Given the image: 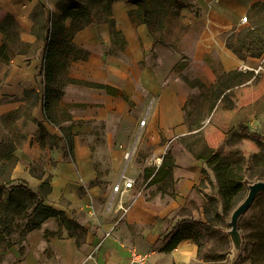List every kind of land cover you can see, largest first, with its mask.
Segmentation results:
<instances>
[{
  "label": "crops",
  "instance_id": "obj_1",
  "mask_svg": "<svg viewBox=\"0 0 264 264\" xmlns=\"http://www.w3.org/2000/svg\"><path fill=\"white\" fill-rule=\"evenodd\" d=\"M26 1L29 3V7L25 18L14 16L10 12L9 6L3 3V0H0V10L4 9L11 13L20 27L26 28L25 23L29 14L38 2L44 3L52 10V5L59 0ZM257 1L260 0H195L198 14L188 8L180 10L179 16L186 25L198 24L199 26L191 54L194 61L201 64L202 71L199 80L202 83L207 87L211 86L217 76L225 71L237 69L251 73L249 79L235 85L232 89L226 90L225 92L229 93L227 97H223V95L219 97L213 109L206 115V120L199 127V129L204 130L203 139H206L207 146L213 147L215 151L223 147V143L225 144L233 133H237L236 129L239 124H244L249 130L262 135V141H264V61L262 69L255 73L254 68L258 65L260 57L246 56L242 59L226 46L229 42L249 41L252 29L264 28V19L248 21V16L252 12L251 6ZM111 8L116 30L120 32L121 47L116 46V43L113 42V37H111L106 23H90L77 31L73 37V43L77 47L87 49L89 57L85 60L71 62L69 77L109 85L123 90L127 95L132 93L133 85L137 81L148 96L160 101L166 88L157 86L159 83L157 74H161L159 70L165 61L157 67V71H159L157 74L149 71L146 67L139 69L135 65L147 57L145 54H151L156 48L147 26L133 24L130 21L127 12L135 8L132 3L115 0L112 2ZM16 13L20 15V12L16 11ZM243 16H246V21L242 20ZM68 24L69 19H67ZM25 39L33 41L35 37L28 34ZM109 49H115V51L109 52ZM104 54L109 55L105 56ZM115 54H126L130 63H125ZM210 57L215 60V66H210L207 63V60L210 61ZM11 61H14L13 57L7 60V62ZM120 75L125 76V78H120ZM18 87L19 90L17 91H3V81L0 80V125H3V106L7 107L4 108V111H7L10 116L15 115L17 108V106H12L13 101L3 104V93L15 95L14 101L23 103L21 96L18 95L23 93L24 87L21 84ZM184 96L185 94L179 91L178 96L174 95L175 103L183 104ZM243 102L246 103L243 104ZM158 107L159 105L154 106L153 110L150 111L152 119L157 120L159 118ZM41 111L38 106H35L31 115L37 120H41L49 133H57L50 124L44 121ZM177 113L180 114V118L174 122V131L173 129L170 130L168 135L163 131L162 136L168 138L173 132L183 135L190 131L187 125L183 123L181 110H177ZM12 118L10 121H13ZM16 121L18 119L14 122L16 123ZM166 121L172 125L171 119H166ZM17 128L22 129V131L17 130L12 137L14 154L19 159L12 170V177L24 179L30 186L37 189L40 180L29 173V163L38 162L43 166L45 172L52 176V189L46 197V204L63 211L67 217L76 220L85 228L86 232L79 246L63 228H61L60 237L48 236L46 238L45 232L56 233L59 230L57 220L54 217H49L39 229L27 234V247L22 255H19L14 245L3 249V264H126L132 249L144 253L147 264H214L216 262V260L200 258L197 245L189 238L181 239L171 245L169 249H164L171 236L173 226L178 220L186 217L184 214L176 213L177 210L187 204L193 189L198 187L203 176V161L196 159L183 143L170 141L159 152L156 164V166L160 164L161 157L168 149L175 161L172 168L175 196L173 198L168 196L163 203L156 206L152 198L147 199L145 194L136 192L121 216L107 209L112 193L101 192L97 184L86 187L81 195L76 192L79 186H84L95 177L91 158L87 154L88 149L83 150L82 146L75 142L76 162L74 165L65 162L62 158L61 150L56 142L60 137L59 134L52 139L44 140L39 127L31 122L23 128L18 124ZM157 196L161 197V195ZM104 198V207L97 208V201ZM80 211H86L84 220L77 217ZM194 213V218H203L202 207L197 211L195 210ZM118 217L120 219L112 234L102 239L104 232L110 228L114 218ZM118 224L139 226L141 229L136 236L129 233L124 236L119 230L120 228L117 229ZM100 240L102 241L94 253L95 261H85L87 253ZM243 264L252 263L248 260Z\"/></svg>",
  "mask_w": 264,
  "mask_h": 264
},
{
  "label": "rangeland",
  "instance_id": "obj_2",
  "mask_svg": "<svg viewBox=\"0 0 264 264\" xmlns=\"http://www.w3.org/2000/svg\"><path fill=\"white\" fill-rule=\"evenodd\" d=\"M83 2L84 0H73V3L76 4H81ZM3 3L9 6L10 12H12L14 16H18V18L20 16L22 18L26 17L29 7V3L26 0H3ZM193 10L194 9L191 11ZM2 11L5 10H0V21L4 20ZM16 11L20 12V15L17 14ZM52 11L54 17L59 14L56 4L52 5ZM45 16V9L37 7L33 14L34 22L28 18L25 23L26 28L20 27L19 32L20 39L25 43H30L31 47L26 48L25 46L10 45L8 54L10 57H13L14 61L7 62L4 58L0 61V80L3 81V91H17L19 90V84L24 87V90H40L42 76L39 70V61L43 53L41 35L43 34L42 24ZM257 20V16L254 12H251V15L248 16V21ZM93 22L101 21L94 20ZM12 26L13 25L10 24L6 29V33L10 34L9 38H13L14 36L15 31ZM31 28L33 32L39 35V38L33 35L35 39L33 41H27L25 38L28 34H31ZM198 30V24L186 25L180 16L177 18L165 19L162 26L154 32L156 37L164 42V45L154 43L156 47L155 50H153L151 54H145L147 57L135 64L139 69L146 67L149 71L156 72V74L159 71L161 72L162 75L157 74L159 77L157 86H163L166 89L160 101L157 100V98L148 96L138 85L137 81L133 85L132 93L127 95L131 102L128 103L120 97L107 94L105 90L101 88L90 87L78 82L92 81L69 77V67L73 61L70 62L67 69H58L54 85L59 88L61 95L58 99H55L52 94V114L55 120L61 122L64 126L69 124V122L66 121V116L69 115L72 117L74 120L72 126V131L74 133L73 144L77 142L78 145L80 144V146H82L83 150L88 149L87 154H89L92 166L95 170V177L84 186L81 185L76 189L78 195L84 193L86 187L91 185V181L99 186L101 192H106V194L112 193L113 185L124 171L127 176L133 178L134 184L130 190L124 193L119 192L114 196L112 208L116 207L121 202H123L124 205H128L136 192L145 194L147 199L152 198L156 206H159L165 201L168 195H170L172 185L167 179H164L158 184L147 185V180L142 176V169L145 166H156L160 154L159 152L162 148L167 146L170 141H180L197 152L205 151L202 140L204 136L203 129L198 128L194 131L192 130L193 132L187 131V133L183 135H178L176 132H173L168 138L162 136L163 131L166 132L167 135L170 133V130L173 129L174 131V122H177L180 118V114L177 113L179 109L181 110L183 123L187 125L188 128H194L197 123L202 125L206 120L209 100L204 97L206 89L197 85L202 67L201 64L194 61L191 54ZM0 36L2 42L5 36L3 34ZM111 37H113V42L116 43L115 45L121 47V38L117 35ZM20 49H27V53L19 54L18 50ZM112 51H115V49H109V52ZM104 55L106 56L109 54ZM115 55L125 63H130L126 54ZM210 58V61L207 60V63L210 66H215V60L212 57ZM78 61H80V59ZM164 61L165 64L157 71V67L161 66V63ZM121 77H123V75H120V78ZM123 78H125V76ZM179 91L185 94V101L183 104H178L174 101V95L178 96ZM18 96H21L23 103L14 101L13 98L15 95L11 96L3 93V104L8 101H13L12 106H17L14 116H10L7 111H4V108H7L6 106L2 108L3 125H0V145H3V149H6V145L9 141L13 143L12 137L16 134L17 130L22 131V129L17 128L18 124L23 128V126L29 122L35 124L33 120L42 122L31 115L35 106H38L41 111V104L36 103V105L30 106L29 103L33 100L31 96L25 99L24 93L22 92L19 93ZM157 102L159 103L157 104ZM158 105L160 111L159 118L157 120L152 119L150 111L153 110L154 106L156 107ZM225 105H227V102H225ZM11 118L13 121H10ZM143 118L146 119V122L142 126L140 125V121ZM17 119L18 121L15 123L14 121ZM166 119H171L172 125L169 124ZM50 126H52L57 133H49L45 125L44 128L46 133L39 128L44 140L52 139L54 136H57V134L61 136L57 127L51 124ZM167 129L169 130L167 131ZM56 142L60 149L59 139ZM126 150H132L128 162L124 160L123 156ZM230 150H235L237 155H242L243 157L240 162L243 180L247 182L258 179L264 180V141L258 142L249 138L247 135L233 133L225 144L223 143V147L218 149L217 153L223 158ZM72 157L74 158L73 160ZM72 157L68 155L67 158L63 160L75 165V155L73 154ZM30 166L34 171L43 170L44 176H51V174L46 173L43 166L36 161L29 163V169ZM203 167L205 168V172L202 174L203 185L199 183L198 187L193 189L191 197L188 199L187 204H185V209L178 211L181 215L190 212L192 217H194V211L199 210L201 206L205 205L208 202L209 196L213 194L216 189L213 173L204 163H202V168ZM138 172H141V174H138ZM32 184H34L33 181ZM158 185L163 188L162 195L156 189ZM157 195H161V197ZM104 201L105 198L98 200L96 207L99 209L104 207ZM121 211L122 210L116 213V215H120L122 213ZM231 211L232 209L226 211L224 219L215 222L214 228H216L217 231L207 240V246L214 248L217 254L218 259H216L214 264L229 263L231 243L229 237L224 233V230L227 228L226 220L229 218ZM77 217L84 220L86 211H80ZM117 229H119L124 236H127L128 233L132 236H136L141 227L118 224ZM239 229L243 237V244L240 259L236 264H243L248 260L251 261L252 264H264V195L257 197L248 211L243 215L239 222ZM76 232H78V230H76ZM26 238L23 240L19 238L17 232L12 233L14 247L17 248V250L20 246L24 247L22 253L18 251L19 255H22L24 251H26ZM3 249H6V245L4 241H1L0 264H3Z\"/></svg>",
  "mask_w": 264,
  "mask_h": 264
},
{
  "label": "trees",
  "instance_id": "obj_3",
  "mask_svg": "<svg viewBox=\"0 0 264 264\" xmlns=\"http://www.w3.org/2000/svg\"><path fill=\"white\" fill-rule=\"evenodd\" d=\"M115 0H84L81 4L73 3V0H59L56 8L59 14L54 17L53 11L44 3L38 2L35 9L29 14V19L34 22L33 14L37 7H42L46 11L43 20V34L41 35L43 43V53L39 61V70L41 72L40 90L25 89L24 97H32L30 106L40 103L44 121L57 127L61 133L59 137L60 150L63 159L68 155L74 154L72 126L74 120L71 116H66L68 125L64 126L61 122L55 120L52 114V94L55 99L61 95V91L54 84L58 69H67L71 61L85 60L88 57V50L77 47L73 43L75 33L94 20L105 22L109 26L111 36H119L120 32L116 30L115 20L112 16V2ZM135 5V8L128 10L127 14L133 24H144L147 26L149 34L155 43L164 45V42L156 37L154 32L162 26L165 19L177 18L182 8L194 9L193 12L198 14V7L195 0H124ZM251 11L257 16L258 20L264 19V0L252 4ZM4 20L0 21V32L5 36L0 42V59L9 60L8 54L10 45L31 47L30 43H25L19 37L20 26L7 11H2ZM67 19L69 24L67 25ZM12 24L14 28L13 38L6 33L7 26ZM157 25V26H156ZM155 26V27H154ZM36 38L39 35L30 30ZM237 57L245 58L246 56L259 58L264 52V28H254L251 31L249 41H236L226 44ZM19 54H26L27 49L18 50ZM251 73L241 70H230L219 74L215 82L206 87L200 80L197 85L206 89L204 97L209 100L208 113L213 109L215 103L223 95L227 97L228 89L249 79ZM90 87H97L105 90L109 95L120 97L124 101L131 103L127 94L117 88L109 85L98 84L93 82L78 81ZM28 101V100H27ZM248 101V100H247ZM246 102H243V104ZM207 113V114H208ZM35 124L44 132L43 122L33 120ZM197 123L190 131L198 129ZM236 134L247 135L249 138L261 142L263 136L257 132L249 130L244 124H239ZM205 147L204 152H197L185 144V147L193 154L196 159L202 160L206 167L213 173L216 182L215 192L209 196L208 202L201 206L203 218H194L188 212L173 226L171 236L166 242L164 249L167 250L171 245L181 239L189 238L194 241L198 247V255L205 260H216L217 254L214 248L207 246V240L217 231L215 222L224 219V214L228 210H233L236 204L241 201L245 193V186L248 183L243 180L241 164L243 157L237 155L235 150L227 152L226 156L221 158L213 147L207 146L206 139H202ZM74 158L72 157V160ZM18 162L14 154V144L12 141L3 149L0 145V242L4 241L6 247L14 245L12 233L17 232L19 238L25 240L27 234L35 229H39L42 223L49 217H54L58 224L59 230L56 233L45 232L44 236H61V228L65 229L68 236L75 239L77 246L82 243L85 235V228L76 220L69 218L61 210H58L48 204L45 200L51 192V176H44L43 170L34 171L30 166L31 175L40 180L37 189L32 188L27 181L20 178L12 177V170ZM175 161L169 150L161 157L158 166H145L142 169V176L147 180V185L161 183L167 179L172 185L169 197L175 196L173 191L172 168ZM205 168H202V173ZM261 180V179H258ZM91 184L95 182L91 181ZM200 184L203 185L202 180ZM157 191L163 194L162 186H157ZM185 209L180 207L178 211ZM175 213V214H176ZM78 230V232H76ZM24 247L20 246L18 251L22 253Z\"/></svg>",
  "mask_w": 264,
  "mask_h": 264
},
{
  "label": "built area",
  "instance_id": "obj_4",
  "mask_svg": "<svg viewBox=\"0 0 264 264\" xmlns=\"http://www.w3.org/2000/svg\"><path fill=\"white\" fill-rule=\"evenodd\" d=\"M246 16L242 17L243 21H246ZM263 61H264V53L262 54V56L260 57L259 63L256 66V68H254L255 73L259 72L262 69L263 66ZM146 122V119L143 118L140 121V125H144ZM131 153L132 150H126L123 153L124 156V160L126 162L129 161L130 157H131ZM134 184V180L133 178L127 176L124 171L120 174L119 178L117 179V181L115 182V184L112 187V197L108 202V210H112L114 213H118L120 210H122L121 212L124 213L127 209V206L124 205L123 202L119 203L116 207L112 208V204H113V199L114 196H116L117 193L121 192L124 193L127 190H130L133 187ZM122 216V214H120ZM120 217L118 218H114L112 225L110 226V228L108 230H106L104 232L103 238H106L108 236H110L114 230V227H116V224L118 223ZM102 240H100L86 255L85 257V261H95V256L94 253L96 251V249L98 248L99 244L101 243ZM126 264H147V260H146V255L140 251H138L137 249H132L130 251L128 260L126 262Z\"/></svg>",
  "mask_w": 264,
  "mask_h": 264
},
{
  "label": "water",
  "instance_id": "obj_5",
  "mask_svg": "<svg viewBox=\"0 0 264 264\" xmlns=\"http://www.w3.org/2000/svg\"><path fill=\"white\" fill-rule=\"evenodd\" d=\"M260 195H264V180H254L246 184V193L231 211L226 220L227 228L224 233L231 243L230 259L228 264H236L242 253L243 237L239 229V222L253 202Z\"/></svg>",
  "mask_w": 264,
  "mask_h": 264
}]
</instances>
